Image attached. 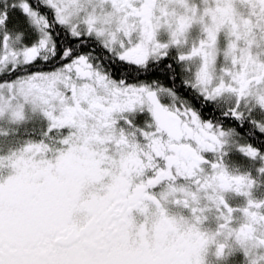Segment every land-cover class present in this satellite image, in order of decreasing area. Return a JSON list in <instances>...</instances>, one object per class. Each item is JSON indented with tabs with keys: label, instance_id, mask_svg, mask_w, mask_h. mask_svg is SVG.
I'll return each mask as SVG.
<instances>
[{
	"label": "snow or ice",
	"instance_id": "6c2138e0",
	"mask_svg": "<svg viewBox=\"0 0 264 264\" xmlns=\"http://www.w3.org/2000/svg\"><path fill=\"white\" fill-rule=\"evenodd\" d=\"M0 264H264V0H0Z\"/></svg>",
	"mask_w": 264,
	"mask_h": 264
}]
</instances>
